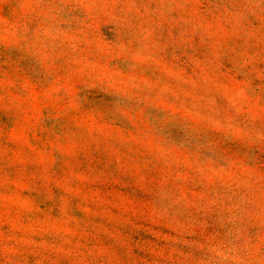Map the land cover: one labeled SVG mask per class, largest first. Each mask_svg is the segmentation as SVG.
Wrapping results in <instances>:
<instances>
[{"label":"rangeland","instance_id":"rangeland-1","mask_svg":"<svg viewBox=\"0 0 264 264\" xmlns=\"http://www.w3.org/2000/svg\"><path fill=\"white\" fill-rule=\"evenodd\" d=\"M0 264H264V0H0Z\"/></svg>","mask_w":264,"mask_h":264}]
</instances>
